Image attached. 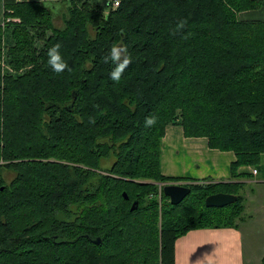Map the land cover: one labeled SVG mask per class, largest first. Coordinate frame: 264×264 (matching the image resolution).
I'll return each instance as SVG.
<instances>
[{
  "label": "trees",
  "instance_id": "1",
  "mask_svg": "<svg viewBox=\"0 0 264 264\" xmlns=\"http://www.w3.org/2000/svg\"><path fill=\"white\" fill-rule=\"evenodd\" d=\"M112 1L104 14L87 0H2L0 264H172L176 237L239 219L237 194L204 205L238 183L163 176L159 147L164 126L179 124L232 151V177L239 165L257 167L264 20L237 14L262 0ZM57 43L68 64L60 74L47 62ZM114 44L132 57L119 82L104 62ZM158 182L189 192L170 204L156 197Z\"/></svg>",
  "mask_w": 264,
  "mask_h": 264
},
{
  "label": "crops",
  "instance_id": "2",
  "mask_svg": "<svg viewBox=\"0 0 264 264\" xmlns=\"http://www.w3.org/2000/svg\"><path fill=\"white\" fill-rule=\"evenodd\" d=\"M237 17L241 20H264V0L256 8L238 12ZM2 18L0 0V24ZM234 158L232 151L208 147L204 137L185 136L179 124L168 123L163 128L159 147L160 174L179 178L182 183L235 182L238 188L246 187L248 194L243 198L253 215L250 221L264 231V153L259 156L257 168L239 165L235 170L237 176L232 177L229 165ZM252 169H255L254 173ZM241 223H246V220L242 218L232 227L188 229L173 241L172 264H244L246 260L239 227ZM258 260H264V253L255 257V262Z\"/></svg>",
  "mask_w": 264,
  "mask_h": 264
},
{
  "label": "rangeland",
  "instance_id": "3",
  "mask_svg": "<svg viewBox=\"0 0 264 264\" xmlns=\"http://www.w3.org/2000/svg\"><path fill=\"white\" fill-rule=\"evenodd\" d=\"M87 1H89V2L92 1V2L96 3L102 9L103 13L106 14L108 7L105 6V3L107 0H87ZM57 12H58V15H61V13H62L61 10H58ZM13 20H15V19H13ZM53 24H54V26H61L62 25V22L58 16L56 19H54ZM164 183L165 182L156 183V189H155L156 193L159 191L158 190L159 187H161ZM166 183H169V182H166ZM170 183H172V182H170ZM246 193L248 194V190L246 187H245V189L243 187L237 188V189L235 188L234 195L237 194L241 197V211L239 213V219H240L239 221H241L242 218H244L246 220V223L239 224L240 232H241L243 242H244V258L246 260V262H244V264H262V262L264 264V260H262V262H259V260H258V262H255V257L260 255L261 253H264V231L259 229L258 224L250 221L251 220L250 218H252L253 215L251 214L249 207L247 206V203L246 202L244 203L243 196L245 197ZM155 195H157V194H155ZM246 206L248 207V209ZM243 207H244V210H243ZM238 222H235V224H237ZM258 238H260V240H258ZM262 239H263V241H262Z\"/></svg>",
  "mask_w": 264,
  "mask_h": 264
},
{
  "label": "clouds",
  "instance_id": "4",
  "mask_svg": "<svg viewBox=\"0 0 264 264\" xmlns=\"http://www.w3.org/2000/svg\"><path fill=\"white\" fill-rule=\"evenodd\" d=\"M119 6V0H116V5ZM44 7L53 11V14L59 10V5L53 9L51 3L44 4ZM61 45L57 43L53 47L48 50V65L52 69L53 72L60 74L63 73L67 68L68 64L63 59L61 52H60ZM105 63H111L113 68L109 73L110 78L115 81L119 82L125 70L130 66L132 63V57L130 56L128 49L126 46L123 45H116L114 44L108 51V54L104 57ZM156 122L155 117H149L145 120V127H151Z\"/></svg>",
  "mask_w": 264,
  "mask_h": 264
},
{
  "label": "water",
  "instance_id": "5",
  "mask_svg": "<svg viewBox=\"0 0 264 264\" xmlns=\"http://www.w3.org/2000/svg\"><path fill=\"white\" fill-rule=\"evenodd\" d=\"M161 192L167 197L170 204H176L189 192V188L177 183H164L161 186ZM122 196L126 198L124 192H122ZM235 197L236 196L234 194L230 193H212L204 198V205L207 207H222L224 205L232 203L235 200ZM136 204L137 203L135 200L132 201L129 209H134L136 207ZM93 242L99 243V239L95 238Z\"/></svg>",
  "mask_w": 264,
  "mask_h": 264
},
{
  "label": "built area",
  "instance_id": "6",
  "mask_svg": "<svg viewBox=\"0 0 264 264\" xmlns=\"http://www.w3.org/2000/svg\"><path fill=\"white\" fill-rule=\"evenodd\" d=\"M112 6L114 7L115 5H116V0H113L112 1ZM255 172V169H252V173H254ZM159 191L157 192V196L159 195V193H160V191H161V187H159V189H158Z\"/></svg>",
  "mask_w": 264,
  "mask_h": 264
}]
</instances>
